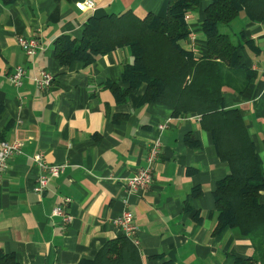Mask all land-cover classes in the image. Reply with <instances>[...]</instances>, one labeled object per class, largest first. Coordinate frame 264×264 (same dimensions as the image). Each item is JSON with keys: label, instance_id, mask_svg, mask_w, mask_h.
Here are the masks:
<instances>
[{"label": "crops", "instance_id": "crops-1", "mask_svg": "<svg viewBox=\"0 0 264 264\" xmlns=\"http://www.w3.org/2000/svg\"><path fill=\"white\" fill-rule=\"evenodd\" d=\"M77 1L0 0V139L22 141L0 180V250L14 253L20 264L90 259L108 238L120 234L112 219L127 199L142 264H234L237 257L252 255L253 244L235 227L214 233L213 189L228 166L199 117L174 115L163 103L141 101L145 83L117 100L107 82L126 86L121 69L132 59L127 46L88 64H61L54 57V40L61 34L80 38L88 17L126 8L139 16H163L168 0H93L85 10L76 8ZM209 2L199 0L187 19L190 34L182 43L195 56L206 53L200 22ZM229 29L240 35L238 53L253 75L241 92L226 87L224 104L239 108L264 168V20L240 11ZM20 34L39 37L33 56L17 44ZM17 64L25 67L18 88L7 79ZM41 69L54 76L45 89L33 80ZM159 123L165 127L153 182L138 194H127L124 178L144 164ZM36 152L49 163L64 164L41 193L33 189L39 173L32 158ZM64 196L70 198L69 221L52 213ZM259 200L264 203V190Z\"/></svg>", "mask_w": 264, "mask_h": 264}, {"label": "trees", "instance_id": "trees-1", "mask_svg": "<svg viewBox=\"0 0 264 264\" xmlns=\"http://www.w3.org/2000/svg\"><path fill=\"white\" fill-rule=\"evenodd\" d=\"M198 3L168 0L163 16L153 12L139 16L131 8L90 16L80 38L61 34L54 40V57L61 64L73 60L88 64L118 46H127L132 59L121 69L126 86L107 82L117 100L145 83L141 101L163 103L174 115L196 114L228 166V173L213 189L218 211L214 233L225 226L235 227L249 238L255 251L237 257L234 264H264V203L259 200L264 168L239 108L226 107L223 98L226 87L241 92L253 75L241 61V37L229 29V22L240 11L251 20H264V0H210L200 22L206 53L195 56L182 41L190 34L185 13L195 10ZM0 264L20 263L14 253L0 250ZM77 264L142 261L137 246L118 234L108 238L92 258Z\"/></svg>", "mask_w": 264, "mask_h": 264}, {"label": "built area", "instance_id": "built-area-1", "mask_svg": "<svg viewBox=\"0 0 264 264\" xmlns=\"http://www.w3.org/2000/svg\"><path fill=\"white\" fill-rule=\"evenodd\" d=\"M75 6L79 10H85L87 8H92L94 6V1H77L75 2ZM188 17L189 13H185V19H188ZM190 37L193 38V36ZM16 41L27 56H33L40 47V39L39 37L34 35H17ZM24 75V65L17 64L8 73L7 79L10 84L18 88L22 84ZM53 79L54 76L52 72L47 69H41L33 76V80L36 86L41 89H45L49 85H51ZM164 127L165 123L157 124L158 134L153 137L152 141L149 144V148L144 155V164L137 167L135 172L124 178V190L127 194H138L144 189H147L151 186L153 182L154 162L161 150V141L159 136ZM21 149L22 141L18 138L0 139V180L2 174L6 171L9 165V159L14 154L20 153ZM32 158L39 168V173L36 177L33 189L36 192L41 193L46 188L51 178L57 177L63 172L64 164L47 162L46 160H44L41 152H36L35 154H33ZM69 200V197L64 196L62 202L54 206L52 209V213L60 215L64 221H69L71 219V214L66 211V205L68 204ZM123 203L124 208L122 209L120 214L116 215L112 219V222L119 228L120 234H124L131 240L133 244L137 245V227L134 224V215L127 206L128 200H123Z\"/></svg>", "mask_w": 264, "mask_h": 264}, {"label": "rangeland", "instance_id": "rangeland-1", "mask_svg": "<svg viewBox=\"0 0 264 264\" xmlns=\"http://www.w3.org/2000/svg\"><path fill=\"white\" fill-rule=\"evenodd\" d=\"M224 29V28H223Z\"/></svg>", "mask_w": 264, "mask_h": 264}]
</instances>
